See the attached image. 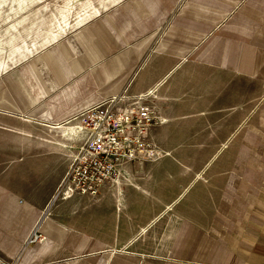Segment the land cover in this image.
Here are the masks:
<instances>
[{"label": "crops", "instance_id": "1", "mask_svg": "<svg viewBox=\"0 0 264 264\" xmlns=\"http://www.w3.org/2000/svg\"><path fill=\"white\" fill-rule=\"evenodd\" d=\"M56 1L48 5V0H13L17 8H5L0 15L10 51V58L0 62V75L25 65L30 76H7L10 86L4 91L0 84V94L10 101L0 103V110L20 114L38 105L50 87L44 71L37 75L29 65L54 59L56 87L66 83L64 88L88 72L100 99L126 87L127 94L142 93L139 96L155 101L158 119L150 133L159 155L128 164L126 180L103 186L95 197L56 199V187L76 148L75 137L70 139V129L38 127L37 133L64 131L69 137L33 138L29 155L16 157L12 169L0 168V181L16 179L23 187L8 192L0 182V251L19 257V264H264V170L248 158L245 171L227 170L234 164L231 148H242L246 157L251 149H264V0H244L257 6L234 13L238 24L228 28L250 40L237 47L223 45L222 58L206 60L204 71L198 70L197 59L182 61L184 51L192 54L197 49L194 28L172 24L157 43L151 42L153 34L142 36L144 45L137 42L142 32L135 23L154 21L158 29L165 18L158 10L161 0H132L113 15L109 11L127 0H80L78 25L60 28L56 39L23 50L24 45L44 41L47 29L37 22L48 18L46 9ZM187 11L190 14L182 9L180 18L198 22L216 16ZM21 19L27 22L15 24ZM122 19L128 22L119 23ZM16 27L21 32L14 33L19 38L11 44L8 33ZM72 33L82 46L77 54L69 40ZM180 38H190V43L181 45ZM210 46L208 52L215 49ZM232 48L240 53L238 58L231 57ZM72 98L81 96L75 91ZM183 148L191 153L188 171ZM198 149L207 153L201 173ZM45 186L48 190L42 192ZM34 234L37 239L30 243ZM108 247L111 251L105 250Z\"/></svg>", "mask_w": 264, "mask_h": 264}, {"label": "rangeland", "instance_id": "2", "mask_svg": "<svg viewBox=\"0 0 264 264\" xmlns=\"http://www.w3.org/2000/svg\"><path fill=\"white\" fill-rule=\"evenodd\" d=\"M131 1L132 0L124 1L119 7L111 9L109 13L111 12L112 15L114 13H118V11H121L120 9L121 7L126 9L131 3ZM52 2L53 0H48L47 4L51 5ZM200 5L206 6L208 9L207 8L202 9L201 7H199ZM17 6H18L17 2L13 3V0H0V15L6 12L5 8L8 7L17 8ZM255 6L257 5L254 2L244 4V0H227L226 3H224L222 0H175V1L173 0V2L171 0H161V4L158 6L159 7L158 10L162 14L163 12L166 13L164 15L165 18L159 21L160 26L158 27V29H155L156 25H154V21L152 22L146 21L138 24L135 23V29L138 28L142 32V34L140 35L141 37H137V42L139 41L140 45H144L145 41H141V39L143 38L142 36L145 35L148 36L153 34V36L151 37L152 38L151 42L157 43L159 38L162 37V35L168 33V31L170 30V26L172 24L182 26V28L183 27L189 29L194 28V31H196V36L194 39L196 41L198 40L196 42L198 43L197 49L192 54L184 51L182 53L183 54L182 61L186 62L191 59L194 60L197 59L200 61L198 70L200 71L208 70L205 61L222 58L223 45H225L226 47L227 45H231L232 47L233 46L237 47V45L244 43L245 39L246 41L250 40L249 37L245 38L239 36L240 34L238 32V29L233 30V28L231 29L228 27L230 24L231 25H233L234 23L238 24L237 18L233 19L235 15L234 13L239 12L242 8L243 9L247 8V10L253 11ZM50 8H52V6ZM182 9L186 10L188 14H190V12L187 10H191V11H203L206 14L207 13L214 14L216 16L214 19L203 17L201 18L200 21L198 20V22L196 20L191 21L190 19L180 18V17H184L183 15L180 16ZM16 11L19 12L20 9H16ZM229 14L230 16L228 17ZM218 17H222V18H218ZM22 22L26 23L27 19H21L19 21H16L15 24ZM118 22L126 23L128 21L122 19V20H118ZM244 22L245 21H242V24ZM4 25H5L4 21L0 22V39L3 40V44H1V48H0V62L3 61L4 59L7 60L8 58H10L9 47H7L6 43L4 42L6 37L5 35L6 29L4 28L7 27ZM177 33L179 36H181L180 34L182 32L180 33L177 32ZM254 33L255 32L253 31L251 35L254 36ZM69 40L73 42L75 46L74 47L75 53L76 54L80 53V48H82V46L76 39L75 33L70 34ZM104 40L106 41V43L108 42L109 45L112 44L111 38L108 37L107 35L104 36ZM177 42L181 43V45H186V43H190V38L188 39L180 38L179 40H177ZM76 44H78V46ZM125 45H122V47H124ZM208 45L209 46L214 45L215 49L214 50L210 49L212 51L208 52L207 51ZM210 48L212 47L210 46ZM235 49L236 48H232V50L230 51V55L232 58L239 57L240 53L238 51H235ZM112 52L102 57L101 60L111 55ZM44 62H46L47 69L44 65ZM56 64L58 63L54 61V59H50L47 61L42 60L40 63L37 64L31 63L29 65L31 68L37 69L36 71L37 75H41L42 71H44V76L47 80L48 86L50 87V91L45 94V97L44 98L41 97L39 99L40 103H38V105L33 106L32 108H28L26 112L20 114L13 109L7 110L4 107L3 108L5 110H0V168L3 169L7 168V170L12 169L14 167V162L16 160V157L22 158L24 156L29 155L31 151L30 141L33 138L56 141V140H65L69 137L67 135L65 136L64 131H59L58 133L55 131L43 132L42 134L40 132L37 133V130L41 129L38 127L48 125L50 126V129H52V127H56L60 129L73 130V136L70 137V139H72L73 137L76 136L74 126H76V119L79 117L78 113H80L82 109L102 101V99H100L101 97L98 98L99 96H97L96 94L97 90L95 89L94 86L95 84L94 79L88 72H85L80 77L73 79L64 88L63 86H65L66 83L59 84L56 87L57 81L52 75V72H54V66H56ZM48 67L50 69H48ZM1 68L2 66L0 65V72L2 71ZM213 68L210 69L213 70ZM189 69L190 68L187 66L183 67L184 71H189ZM27 70L29 69H26L25 65H20L17 68H14L12 70L10 69L7 72V74H4L2 76L0 75V84H2L3 90L5 91V87L8 88L10 86L9 82L7 81V76L9 75L17 76L19 74H23L25 77H30L27 73ZM68 86H74L77 94H80L81 99L78 98L73 99L70 97H65L63 91ZM141 94L142 93L134 94V95L127 94L126 87H123L115 95L112 96H115L116 98L123 97L124 102H129L131 100H134L135 97ZM141 101H143L147 105H150L154 111L157 110L155 101L149 99L148 95H146L145 97H141ZM162 108L168 110L169 105H163ZM44 111L50 112V117L49 119H46L45 122L42 119V113ZM58 122L60 123L63 122L64 123L63 126L57 125ZM198 150H199L198 156H199V168H200L199 171L201 173L206 165V163H204V160H206L205 156H207V153L202 152L201 149ZM218 150L220 149L217 148L215 149L216 152ZM230 151L232 157L231 160L232 162H234V164H232L231 167L227 169L228 171L229 170L233 172L245 171L250 165L247 162L248 161L247 158L249 159V162H251L253 166L254 163L257 164V169L264 170V149H257L256 150L257 152H254V150L251 149L250 154L249 156L247 155V157L245 156L244 150L242 148H231ZM161 152L164 153V151L162 150ZM209 155L212 156V152H210ZM183 156H184V160L187 161V164H184V167L186 171H188L189 168L187 167H190V160H191V153L189 148H183ZM260 157H262V159H260ZM217 169L220 168L216 167L214 170ZM0 182L5 188H7L8 192H15V191L20 192L23 188L21 181L16 179H8L6 181L3 180ZM262 187H264V185ZM24 188L27 189L26 187ZM40 190L44 192L48 190V187L46 186L41 187ZM220 192L222 197L226 198V200L229 199L228 194L222 195V191ZM236 194H238L239 198H242L239 195V193ZM250 214L252 213L248 212V215ZM260 214H261L260 216L264 219V212ZM222 217L225 216L222 215ZM200 219H202L201 213H200ZM247 219L249 218L247 217ZM36 239H37V235L34 234L29 242L31 243ZM235 249L237 250L238 247H235ZM105 250L109 251L110 249L108 247V249ZM19 259H20L19 257H11V258L7 257L3 252L0 251V264H19L20 263Z\"/></svg>", "mask_w": 264, "mask_h": 264}, {"label": "built area", "instance_id": "3", "mask_svg": "<svg viewBox=\"0 0 264 264\" xmlns=\"http://www.w3.org/2000/svg\"><path fill=\"white\" fill-rule=\"evenodd\" d=\"M141 97L124 102L123 97L111 96L78 113L76 148L56 188V199L95 197L103 186L125 181L128 164L159 155L150 133L158 117Z\"/></svg>", "mask_w": 264, "mask_h": 264}, {"label": "bare ground", "instance_id": "4", "mask_svg": "<svg viewBox=\"0 0 264 264\" xmlns=\"http://www.w3.org/2000/svg\"><path fill=\"white\" fill-rule=\"evenodd\" d=\"M51 7V6H50ZM48 8L46 9V11H49L51 14L48 16V18H42L39 20V18L37 19V24H41L43 22L45 28L47 29V31L45 32L46 35L43 36L44 41H42L41 43L34 41L33 43H31L30 45H24L23 50L24 49H29L30 47H33L34 45L36 46L38 44V47H40L42 45V43H47L53 39H56L58 36L56 35V31L60 28L63 27H67L68 29H71L72 27L78 25L79 23V17L75 15V13L77 12V10L80 9L81 7V2L80 0H57L53 5L52 8ZM87 7V6H86ZM47 19V20H46ZM7 20V19H6ZM5 21V20H3ZM1 22V21H0ZM36 22V21H35ZM103 22L107 25V21L103 20ZM40 29V27H39ZM21 32V29L17 30L16 28H12V31H10V33H8V38L11 44L14 43V39H18L19 36L16 35L17 33ZM16 33V34H14ZM120 33L124 34L123 30L120 29ZM52 34V35H49ZM54 34V35H53ZM118 36V35H116ZM125 36V34H124ZM119 37V36H118ZM42 39V40H43ZM18 42V41H17ZM1 44H3V40L0 39V48H1ZM19 45L15 43V49H19ZM12 50V55H14V47L12 46L11 48ZM19 57H22V55H19ZM75 87L74 86H69L67 87L63 93L65 97H70L72 98V96L75 93ZM97 96L101 97L100 95H98V93L96 92ZM10 101V98L8 96L4 97L3 92L0 94V103H6ZM50 117V112L49 111H44L42 113V119L45 122L46 119H49ZM47 123V122H46ZM63 122H58L57 125L59 126H63ZM65 132V136L69 135V134H73V130H70L69 134Z\"/></svg>", "mask_w": 264, "mask_h": 264}]
</instances>
